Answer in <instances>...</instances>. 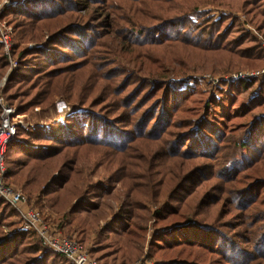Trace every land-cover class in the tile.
<instances>
[{"label":"trees","instance_id":"1","mask_svg":"<svg viewBox=\"0 0 264 264\" xmlns=\"http://www.w3.org/2000/svg\"><path fill=\"white\" fill-rule=\"evenodd\" d=\"M203 1L215 0H23L0 15L14 27L10 55L17 67L2 89L8 104L23 113L60 95L85 112L82 119L66 117L50 138L19 127L18 135L47 143L7 144L4 181L21 187L28 205L34 181L42 191L34 205L43 211L79 176V158L97 154L106 181L124 189L118 220L96 229V248L88 250L101 264H134L141 257L142 210L155 218L157 232L144 255L151 264H264V75L222 80L195 108L189 82L197 84V73L187 61L195 50L224 60L227 71L264 63V49L245 23L199 13ZM222 1L264 31V0ZM43 31L48 38L41 45ZM28 42L37 45L25 49ZM173 61L180 65L175 71L168 69ZM8 67L0 42V80ZM244 92L249 95L240 97ZM97 184L101 196L110 195L111 188ZM71 189L61 202L78 193ZM79 193L86 203L71 204L57 226L83 244L87 222L97 221L72 215H94L101 201L88 186ZM13 216L0 197V264H74Z\"/></svg>","mask_w":264,"mask_h":264},{"label":"rangeland","instance_id":"2","mask_svg":"<svg viewBox=\"0 0 264 264\" xmlns=\"http://www.w3.org/2000/svg\"><path fill=\"white\" fill-rule=\"evenodd\" d=\"M216 1L217 0H215L213 3H208L205 1L199 3L198 12L204 15L213 16V18L219 17L220 15H223L224 17L228 16L229 18L225 19L224 23L230 22L233 19H237L241 23H245V28L248 29V31L250 30L253 32V34L257 37V40L259 41L260 45L262 46V41H264V31L257 30V27L253 25L252 23H251L252 25L246 24L245 13L241 11L240 9H234L236 6L232 8L234 5L233 6L230 5L228 7L227 5H225L224 1L222 2L221 0H218L217 2ZM6 2L7 0H0V15L3 13L5 8L16 6L22 3L23 0H10L9 5L5 6L7 4ZM230 8L233 11H231ZM79 13L80 15L84 14V9H80ZM0 31H9V38L11 41L12 33L14 31L13 23L0 19ZM42 34L44 35V38L41 41L42 42L41 45L44 44V41L48 38V34L46 31H43ZM11 44H12V41H11ZM35 44L37 45L36 42H28L24 45V47L25 49H31L35 46ZM30 45L31 47H28ZM262 48L264 49L263 46ZM3 52H4V49H3ZM6 56L8 57V60H9V67L4 77L0 80V98H2L4 102L8 104L4 95L2 94V89H3L4 83L8 75L10 74V72L14 68L17 67V61L14 58H12L10 54L9 56L8 55ZM14 61L16 63L15 66L12 65ZM187 61H188V64H190L194 68L195 70L194 73H197L195 76L198 79L197 84L196 82H193L192 80L189 82V86L190 88H192V91H193V95L191 96L192 98L190 100V105L191 107H195V108H198V106L200 105L199 102H201L203 99H206L209 91L216 90V87L219 86V83L222 80H235V79H225L229 75L232 76L233 75L232 73L255 71V70H259L264 67V63L262 61H251L249 62V65L251 66H245L244 64H241L237 68L224 71L221 68L227 65V63H225L224 60H222V64H219L214 59L209 57L208 55H205V54L200 55L198 51H195V50L189 51L188 56H187ZM168 66H169L168 69H173V71H175V69H178L180 67V65H178V63L174 61L172 64L168 63ZM161 71L163 73L166 72V70L163 67ZM170 74H172V72ZM207 83H209L211 86L208 85ZM257 84L258 82H256L253 85L252 90L254 89V87L255 88L257 87L256 86ZM186 85L187 84H184V87ZM14 91H16L15 88H12L10 90V93ZM246 95H249V92H244L242 95H240V97L243 98ZM22 101L23 100L17 99L13 103H21ZM65 104L69 106V109H67L66 113L64 114L60 112L59 110ZM8 105L14 107L16 113L21 115V119H23V124L20 126V128H22L25 131L37 132L40 130L43 132V134H45L46 138H50L53 132L59 133L61 131V125L65 123L66 117L74 115L77 118L82 119L85 113L83 110L80 109L81 106L71 104L64 97L60 95H55L53 97V102L46 107H41L39 105H36L29 111H23V113L18 112L16 106L11 105V104H8ZM247 119L248 118L246 117V118H242L236 121H241L242 123H244ZM13 141L18 142L24 145L25 147L30 146L32 148H36L41 143L45 147L47 143V141H43L39 143L37 139L31 138V136L29 137L27 135H18V134L16 136V139H14ZM77 168H79V172H80L79 176L77 178H74V180L71 181V183H69L68 186H66L63 190H60L59 192H57L56 194L57 196L53 194L52 197L56 199L54 200L55 203L50 206L47 203L46 204L47 207L42 208L43 211H41L38 206L34 205V199H36L35 197H37L39 193H40V196H42V191L40 190V188H38L39 186L35 184L34 181L31 182V184L28 185L29 187L27 186V189L29 190V194L31 196L30 205L36 208L39 212L41 211L47 218H50L53 222L52 224L55 226V228L59 231L60 234L70 236L74 239L76 238L78 239V236L76 233L67 231V227L59 229L57 224L58 225L60 224V221L61 219H63L64 214L69 210L71 204H73L75 201L80 200V201H83V203H86L85 197H80L81 195L79 191H82L87 186L90 190H94L96 194L93 195V198L95 197V200H96L97 197H99V201H101L99 210L94 212L93 213L94 215H91V216L82 211H77L76 214L72 215V217L74 220L85 219L86 222L91 217H94V220L96 219L97 221L96 224H91L87 222L89 225L87 226L89 227L87 230L88 236L85 241H82L83 242L82 245L87 247L88 250L95 249L97 245L95 241L96 234H97L96 229L103 227L107 224H110L112 221L118 220L116 216V211L119 206V200L122 199L124 189L121 186V184L117 182L116 180L112 181L111 183L106 181L107 171L99 163L97 154H94L93 152H91L89 155L84 154V156L79 158L77 162ZM259 172L260 174H264V167L262 169H259ZM57 174L58 173L55 171L53 173L54 177H56ZM97 183H102L103 186L111 188L110 195L106 196V194H103L101 196L100 191L98 190ZM12 186L16 189H19L20 191L22 190L21 187H17L15 185H12ZM72 186L76 187L77 189L79 188L78 193L75 194L73 197L64 198L66 199L65 202L63 201L61 202L62 198L72 191L71 189ZM43 198H44V201H43L44 204L48 202V200H46V197L43 196ZM84 208L88 209L87 206H84ZM149 209H150V212L152 213L155 210V206L150 205ZM139 213L140 215H142V217L139 216L140 222L143 223V225L146 227V232L143 235V250L144 251L142 250V255L139 258L141 259L142 257L146 258L145 252L147 249V245L151 239V236L157 231L154 226L155 224L154 216L152 214L149 215L146 212V210H142V212H139ZM12 220L15 222H19L17 216H13ZM46 221L48 222V220ZM5 230H8V228L5 227ZM125 238H126V235L125 236L122 235L119 239L116 240V243L118 244L120 242H123ZM90 258L95 260L98 264H101L94 256H91ZM149 261L151 263L153 262L152 259H149Z\"/></svg>","mask_w":264,"mask_h":264},{"label":"built area","instance_id":"3","mask_svg":"<svg viewBox=\"0 0 264 264\" xmlns=\"http://www.w3.org/2000/svg\"><path fill=\"white\" fill-rule=\"evenodd\" d=\"M6 3L5 6L9 5L10 0H7ZM0 42L3 44L4 54L9 56L11 48L9 31H0ZM262 46L264 47V41H262ZM28 47H31V45ZM12 65H16L15 61ZM232 74V76L229 75L225 79H251L264 75V67L255 71ZM0 107V197L17 212L21 229L34 231L37 239L45 248L63 254L74 264H98L89 257L87 247L70 236L60 234L55 226L48 223L36 208L28 205L25 194L12 185L5 183L6 167L4 163V151L7 144L16 139L18 128L23 124V119H21L20 114L16 113L15 108L5 103L2 98H0ZM67 109H69V106L65 104L59 111L65 114ZM134 264H151V262L142 257L136 260Z\"/></svg>","mask_w":264,"mask_h":264}]
</instances>
